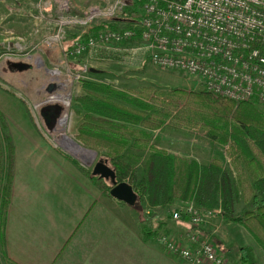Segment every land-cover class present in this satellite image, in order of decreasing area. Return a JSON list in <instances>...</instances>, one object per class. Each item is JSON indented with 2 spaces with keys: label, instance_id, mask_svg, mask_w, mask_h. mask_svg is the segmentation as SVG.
<instances>
[{
  "label": "trees",
  "instance_id": "obj_1",
  "mask_svg": "<svg viewBox=\"0 0 264 264\" xmlns=\"http://www.w3.org/2000/svg\"><path fill=\"white\" fill-rule=\"evenodd\" d=\"M117 29L102 21L89 24L87 36L101 29ZM110 57H112L110 55ZM83 93L74 98L80 116L74 138L84 148L102 151L116 180L131 170L125 160L136 152L142 167L136 188L151 206L165 207L175 201L192 202L198 208H219L226 222L242 225L264 250V105L255 98L234 102L210 92L174 87L154 89L143 86L137 92L104 82L83 80ZM166 123V124H165ZM165 125L189 126L206 137L227 145L230 169L213 157L206 163L168 152L151 142L154 130ZM8 126L0 111V229L10 202L12 171ZM76 164L102 192L109 195L111 183ZM129 183V182H128ZM237 194L242 207L235 208ZM156 233V234H155ZM143 239L157 232L144 231ZM239 264H257L253 248L241 246Z\"/></svg>",
  "mask_w": 264,
  "mask_h": 264
},
{
  "label": "rangeland",
  "instance_id": "obj_2",
  "mask_svg": "<svg viewBox=\"0 0 264 264\" xmlns=\"http://www.w3.org/2000/svg\"><path fill=\"white\" fill-rule=\"evenodd\" d=\"M108 4L107 0H0V92H3L0 93L1 100L8 98V101L12 102L9 104L12 110L27 113L26 118L29 117L33 126L42 133L44 140L54 150L89 171L102 157L103 152L84 148L74 138L80 122V116L75 112L80 108L74 102V98L83 93L81 87L83 80L104 82L132 92L139 91L143 86L165 90L174 87L188 90L201 89L193 84V78L189 75L155 66L136 39L99 42L95 48L65 58L63 51L70 49L76 41H83L90 36L85 34L88 33L89 24L79 23L82 12L94 5L103 8ZM107 16H100L89 23L99 24L106 21L117 27H129L138 22L139 12L135 6H129ZM14 63L26 64L27 67L19 70L13 67ZM54 67L60 70L58 75L51 73L54 72L50 71ZM49 84L54 86L50 92L47 90ZM56 94H61L66 101L69 98L68 107L59 100H49ZM46 105H58L61 111L59 117L66 113V117L60 118L65 119L64 124H61L59 119L57 123H53L52 128H47L44 116L40 113ZM26 118L24 122H27ZM151 134V142H155L159 147L178 151L180 156L194 158L201 163L218 157L230 169L229 157L226 154L227 145L209 140L204 132L196 128L165 125L159 130L152 131ZM73 142L84 150L92 152L94 158L90 160L80 157L70 146ZM129 152L132 150L126 152L127 156ZM133 154L131 157L125 156L131 170L122 181L129 182L134 188L136 201L133 205L126 204V206L136 217H139L142 212L154 206L149 205L145 194L141 196L139 189L136 188V178L141 175L142 167L135 160V156H142L143 153ZM133 174L136 178L131 180ZM106 182L111 183L110 180ZM235 201V208L239 211L243 205L239 194ZM184 203L185 201H175L165 207L156 206L157 209H151L150 213L146 214V218L141 217L136 223L145 225L147 231L157 232V237L151 239H156L165 256L179 258L187 263L181 257L166 251L157 241L160 234L171 238L177 235L174 234L175 227L164 225L165 227L160 228L155 219V216L172 218L173 211ZM212 210L213 213L209 215L211 217L218 213L219 208ZM186 219L183 216L182 220ZM145 230L143 229L142 232ZM0 263L9 264L4 259Z\"/></svg>",
  "mask_w": 264,
  "mask_h": 264
},
{
  "label": "crops",
  "instance_id": "obj_3",
  "mask_svg": "<svg viewBox=\"0 0 264 264\" xmlns=\"http://www.w3.org/2000/svg\"><path fill=\"white\" fill-rule=\"evenodd\" d=\"M8 100L0 98L12 151L11 195L0 229V262L190 264L165 256L156 239H143L142 230L147 227L136 220L146 218L156 206L136 217L124 202L102 192L76 164L54 150L26 118L28 114L12 110ZM214 216H205L199 225L166 216L155 219L160 228L175 227L177 235L172 237L185 245H192L189 233H195L198 242L215 243L231 264H239V249L244 245L253 248L257 264H264V250L242 225Z\"/></svg>",
  "mask_w": 264,
  "mask_h": 264
},
{
  "label": "built area",
  "instance_id": "obj_4",
  "mask_svg": "<svg viewBox=\"0 0 264 264\" xmlns=\"http://www.w3.org/2000/svg\"><path fill=\"white\" fill-rule=\"evenodd\" d=\"M107 1V7L94 5L83 11L79 23L88 25L93 19L129 6L139 12L138 22L129 27L102 29L96 36L76 41L63 51L65 58L95 48L99 42L136 39L158 68L189 75L196 87L216 97L236 103L255 98L264 105V0ZM50 71L57 72L53 75L60 72L58 67ZM56 95L68 107L69 98L66 101L61 94ZM212 213V209L186 202L173 211L172 218L182 220L185 216L190 224L199 225ZM219 213L220 209L215 214ZM187 238L192 245L165 234H160L158 241L166 251L190 264H231L215 243L198 242L195 233H189Z\"/></svg>",
  "mask_w": 264,
  "mask_h": 264
},
{
  "label": "water",
  "instance_id": "obj_5",
  "mask_svg": "<svg viewBox=\"0 0 264 264\" xmlns=\"http://www.w3.org/2000/svg\"><path fill=\"white\" fill-rule=\"evenodd\" d=\"M13 67H16L17 69L21 70L24 69L26 64H19V63H14ZM53 84L48 85V92H50L53 89ZM51 106H57L58 114L61 112L59 110L58 105H46L44 108L41 109V115L44 116L45 119V125L47 128H52L54 125L53 119L50 118V115L46 110V108L51 107ZM92 175L99 176L102 179L105 180H110L111 182V188L109 190V195L117 200H120L124 202L127 205H133L136 201L137 195L134 191V188L131 184H129L126 181H120L118 182L116 180V174L115 171L107 164L106 159L100 158L97 160L91 170Z\"/></svg>",
  "mask_w": 264,
  "mask_h": 264
},
{
  "label": "bare ground",
  "instance_id": "obj_6",
  "mask_svg": "<svg viewBox=\"0 0 264 264\" xmlns=\"http://www.w3.org/2000/svg\"><path fill=\"white\" fill-rule=\"evenodd\" d=\"M51 73H56L57 74V72H51ZM57 96H59V95H55V96H53V97H51V99H56V100H60L61 99V96L60 97H57ZM52 102V101H51ZM57 102V101H56ZM48 103V102H47ZM50 103V102H49ZM63 117H66V115H63ZM59 122L61 123V124H64V122H65V119L63 118V119H60L59 120ZM72 148H73V150L75 151V152H77L79 155H80V157H83V158H85V159H93L94 158V154L92 153V152H89V151H86V150H84L83 148H81V147H79L77 144H75L74 142L72 143V145H70ZM71 148V149H72ZM82 159V158H81Z\"/></svg>",
  "mask_w": 264,
  "mask_h": 264
},
{
  "label": "flooded vegetation",
  "instance_id": "obj_7",
  "mask_svg": "<svg viewBox=\"0 0 264 264\" xmlns=\"http://www.w3.org/2000/svg\"><path fill=\"white\" fill-rule=\"evenodd\" d=\"M57 110H58L57 106H51V107L46 108L45 110L49 113L50 118L53 119V122L58 121L57 118L59 117L60 113L58 114Z\"/></svg>",
  "mask_w": 264,
  "mask_h": 264
}]
</instances>
